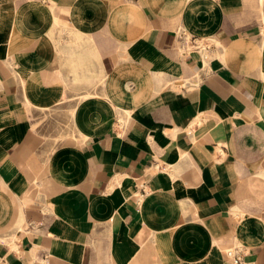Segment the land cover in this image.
<instances>
[{"label":"crops","instance_id":"0c3cea01","mask_svg":"<svg viewBox=\"0 0 264 264\" xmlns=\"http://www.w3.org/2000/svg\"><path fill=\"white\" fill-rule=\"evenodd\" d=\"M0 264H264V0H0Z\"/></svg>","mask_w":264,"mask_h":264},{"label":"rangeland","instance_id":"374dc122","mask_svg":"<svg viewBox=\"0 0 264 264\" xmlns=\"http://www.w3.org/2000/svg\"><path fill=\"white\" fill-rule=\"evenodd\" d=\"M64 116V121H61V125L63 126V133L60 134L61 138L66 137V135L68 136H73L74 132L72 130V125H71V113L70 112H65L64 114H62ZM68 129L67 133H65V130Z\"/></svg>","mask_w":264,"mask_h":264},{"label":"built area","instance_id":"2783aa9c","mask_svg":"<svg viewBox=\"0 0 264 264\" xmlns=\"http://www.w3.org/2000/svg\"><path fill=\"white\" fill-rule=\"evenodd\" d=\"M227 255L231 256L235 263H240L241 258L233 248L228 249Z\"/></svg>","mask_w":264,"mask_h":264}]
</instances>
